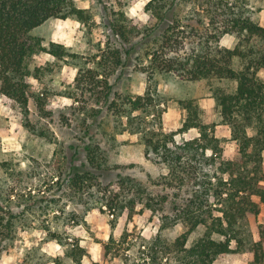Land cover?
Masks as SVG:
<instances>
[{
    "label": "rangeland",
    "instance_id": "obj_1",
    "mask_svg": "<svg viewBox=\"0 0 264 264\" xmlns=\"http://www.w3.org/2000/svg\"><path fill=\"white\" fill-rule=\"evenodd\" d=\"M229 1L236 10L248 3L264 26V0ZM74 2L84 18H51L31 31L44 48L56 42L66 52L57 58L39 50L30 57L29 112L0 94V264H77L71 255L75 249L81 264H174L172 244L187 230L174 207L187 208L204 170L201 162L189 159L173 172L157 162L155 153L146 155L145 142L173 133L176 143L169 145L175 150L183 139L200 136L197 127L182 132L185 102L191 101L198 121L220 141L221 151L208 150V156L232 158L238 145L220 120L213 95L218 81H191L178 73L152 78L141 69L148 60L133 26L155 23L145 7L136 16L127 14L141 0ZM204 7L202 0H180L182 33L176 14H169L174 53L197 48L200 36L223 27L221 18L208 16ZM144 13L146 23L139 18ZM118 27L126 29L129 41L114 34ZM161 33L155 29L151 42ZM234 42V35L222 36L223 45ZM125 43L132 45L130 59L117 68L99 67L111 49L122 50ZM89 70L95 76L80 82L78 77ZM146 90L153 105L134 111L130 119L119 113L128 109L125 99ZM89 149L101 163L88 161ZM254 199L264 226V199ZM204 232V226L196 228L187 245ZM251 236L259 239L256 230ZM251 255L223 254L212 264H247Z\"/></svg>",
    "mask_w": 264,
    "mask_h": 264
},
{
    "label": "trees",
    "instance_id": "obj_2",
    "mask_svg": "<svg viewBox=\"0 0 264 264\" xmlns=\"http://www.w3.org/2000/svg\"><path fill=\"white\" fill-rule=\"evenodd\" d=\"M202 1L205 4L202 10L208 16L221 18L224 25L213 27L214 33L210 31L200 36L197 48L178 53L171 49L173 38L169 32L174 26L169 28L167 18L174 12L177 24L181 22L176 8L180 0H150L147 3L145 10L155 23L133 26L135 35L139 36L137 43L145 45L143 55L148 60V65L141 69L149 70L152 78L178 73L191 81L216 79L218 84L213 87V95L220 110V120L230 128L238 151L232 158L224 157L222 153L219 159L208 156V150L213 154L221 151L220 141L198 121L197 110L191 101H187L182 132L197 127L200 136L183 139L174 150L169 145L176 143L174 134L163 135L161 139L145 142L146 155L155 153L159 156L157 162L167 165L173 172L189 159L201 162L204 170L196 183L194 196L187 199V208L180 211L178 205L174 207L175 212H181L178 218L187 226L172 244L174 264H212L220 255L246 251L252 254L247 264H264V226L257 218L261 206L254 199V196L264 199V26L254 19L248 3L236 10L229 0ZM70 16L84 18V10L78 8L74 0H0V94L17 101L25 113L29 112L27 77L31 72L27 64L30 57L39 50H46L57 58L65 56L66 52L65 47L56 42L44 48L39 39L31 36V31L51 18ZM211 24L215 23L211 21ZM181 25H177L180 33L183 32L179 28ZM155 29L162 33L151 42ZM126 33L123 27L114 29L116 36L129 41ZM225 34L235 37L230 47L221 43ZM159 38L162 45L158 43ZM125 44H122V50L120 47L111 49L99 67L113 65L117 68L125 63V59H130L132 45L127 47ZM94 76L89 70L78 79L86 82ZM224 82L234 86L228 89L220 84ZM153 102L154 97L146 90L143 96L125 99L123 105L128 109H119V113L130 119L134 111L147 110ZM95 153L89 149L87 157L93 165L101 163ZM86 174L88 171L83 173ZM195 204L198 207L191 210L189 207ZM243 221L249 225H244ZM201 225L205 232L188 246L189 235ZM251 228L255 229L251 231ZM254 230L259 236L257 240L251 236ZM163 248L169 249L165 245ZM71 255L77 264H81L76 249Z\"/></svg>",
    "mask_w": 264,
    "mask_h": 264
},
{
    "label": "clouds",
    "instance_id": "obj_3",
    "mask_svg": "<svg viewBox=\"0 0 264 264\" xmlns=\"http://www.w3.org/2000/svg\"><path fill=\"white\" fill-rule=\"evenodd\" d=\"M150 0H141L140 3H137L135 7H133L127 14L131 16H136L138 14V10H142L147 3H149ZM84 7H87V5H83ZM140 20L144 21L145 23L147 22L148 16L146 13L142 14L139 16ZM67 103V101H66Z\"/></svg>",
    "mask_w": 264,
    "mask_h": 264
},
{
    "label": "crops",
    "instance_id": "obj_4",
    "mask_svg": "<svg viewBox=\"0 0 264 264\" xmlns=\"http://www.w3.org/2000/svg\"><path fill=\"white\" fill-rule=\"evenodd\" d=\"M230 47V46H229ZM231 132V131H230ZM228 254V253H227Z\"/></svg>",
    "mask_w": 264,
    "mask_h": 264
}]
</instances>
